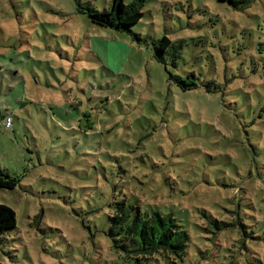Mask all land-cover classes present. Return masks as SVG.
<instances>
[{
	"label": "rangeland",
	"instance_id": "374dc122",
	"mask_svg": "<svg viewBox=\"0 0 264 264\" xmlns=\"http://www.w3.org/2000/svg\"><path fill=\"white\" fill-rule=\"evenodd\" d=\"M162 36L181 46L167 71ZM0 112V170L20 179L0 190V264H130L98 232L123 199L176 219L181 264H264V0H147L129 31L74 0H0Z\"/></svg>",
	"mask_w": 264,
	"mask_h": 264
},
{
	"label": "trees",
	"instance_id": "16d2710c",
	"mask_svg": "<svg viewBox=\"0 0 264 264\" xmlns=\"http://www.w3.org/2000/svg\"><path fill=\"white\" fill-rule=\"evenodd\" d=\"M74 1L76 12L85 15L91 24L116 31H129V28L143 17V7L147 0H131L129 3H124V0H112L109 8L104 10L96 9L88 1ZM225 1L236 11L247 8L249 4V0ZM180 48V45H176L166 36L151 42L154 60L162 64L166 71V58L171 59L175 66ZM191 76L197 80L192 73L186 78L168 73L169 81L184 92L198 89V84ZM20 104L21 102H17V105ZM2 119L0 112V120ZM83 136L85 138L87 135ZM19 182L18 177H12L6 171L0 170V190H14ZM108 206L111 208L110 212L104 216V226L98 232L111 242L112 249L128 263L151 264L153 261H166L181 264L185 261L189 236L172 215L157 211L142 212L138 206L124 199L109 203ZM14 229L15 212L9 206L0 203V242L6 240L5 238L1 240L3 235Z\"/></svg>",
	"mask_w": 264,
	"mask_h": 264
},
{
	"label": "built area",
	"instance_id": "2783aa9c",
	"mask_svg": "<svg viewBox=\"0 0 264 264\" xmlns=\"http://www.w3.org/2000/svg\"><path fill=\"white\" fill-rule=\"evenodd\" d=\"M1 125H2L5 129L10 128L11 125H12V117H11V116H5V117L1 120Z\"/></svg>",
	"mask_w": 264,
	"mask_h": 264
}]
</instances>
